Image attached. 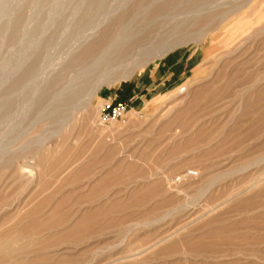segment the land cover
Wrapping results in <instances>:
<instances>
[{
    "label": "rangeland",
    "instance_id": "1",
    "mask_svg": "<svg viewBox=\"0 0 264 264\" xmlns=\"http://www.w3.org/2000/svg\"><path fill=\"white\" fill-rule=\"evenodd\" d=\"M232 9L71 116L88 34ZM0 264H264V0H0Z\"/></svg>",
    "mask_w": 264,
    "mask_h": 264
},
{
    "label": "bare ground",
    "instance_id": "2",
    "mask_svg": "<svg viewBox=\"0 0 264 264\" xmlns=\"http://www.w3.org/2000/svg\"><path fill=\"white\" fill-rule=\"evenodd\" d=\"M237 11V9H232L223 13L225 15L219 20L217 25H212V22L214 21L212 18L213 21L210 23L194 29L200 19H186L176 21L175 23H172V25L165 26L162 29L159 28L153 35L150 34L148 37H146L148 34L146 26L144 28H139L138 30L131 29V31L123 34L121 37L119 36L120 38L115 37L116 39H110L109 36H107L109 33L107 35L103 32L102 34H88L73 50L75 52L74 58L85 54L82 63H85L83 67L86 63L90 62V60H93L84 67L83 71L86 74L85 77H81L83 79L78 81L77 88H74L75 90L71 92L73 96L79 97L77 102L73 105L71 116H73L74 112L78 109H87L102 86L113 84L119 80L131 77L137 69L148 65L152 61H160L169 50L195 41L202 44L205 52L204 43L208 35L219 30L226 20ZM113 36L110 34V37L113 38ZM229 45V43H226L224 55L216 60L215 68L213 67L211 71L209 70L210 72L207 76H203V79L205 80L199 82V85L211 79L210 82H216L214 80L219 76V70L221 67L227 61L233 59L238 51L237 49L229 51ZM218 54V51L209 53L206 55L205 61H214V58L218 57ZM86 77L89 78L86 79ZM84 80L86 81V84L83 82ZM82 84H84V87L80 88Z\"/></svg>",
    "mask_w": 264,
    "mask_h": 264
},
{
    "label": "built area",
    "instance_id": "3",
    "mask_svg": "<svg viewBox=\"0 0 264 264\" xmlns=\"http://www.w3.org/2000/svg\"><path fill=\"white\" fill-rule=\"evenodd\" d=\"M108 108H110L108 106ZM124 114V106L123 105H117L115 107H113L110 111V113L107 114L108 117H110L111 119L113 120H116V119H120ZM195 175V172L194 171H187L183 176L182 178L185 176V177H193ZM181 178H178V180H180Z\"/></svg>",
    "mask_w": 264,
    "mask_h": 264
}]
</instances>
